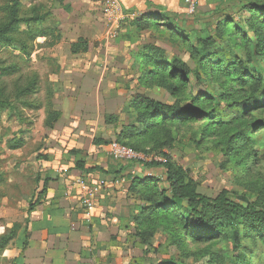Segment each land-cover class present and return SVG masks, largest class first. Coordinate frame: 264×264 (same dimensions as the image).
<instances>
[{
    "label": "rangeland",
    "instance_id": "1",
    "mask_svg": "<svg viewBox=\"0 0 264 264\" xmlns=\"http://www.w3.org/2000/svg\"><path fill=\"white\" fill-rule=\"evenodd\" d=\"M105 1L0 0V23L5 19L6 9L12 3L19 4V14L22 18H31L34 15L45 16L43 25L55 28L69 18L82 17L88 13L89 6L94 8L90 11L91 14L93 12L100 16ZM224 1L230 0H199L196 13L192 16L184 12L183 0H152L149 2L159 7L163 15H168L176 24L183 27L186 33H192L193 36L199 37L209 36L213 46L211 51L217 52L229 60L235 54H242V50L250 49V47L235 50L228 38H221L216 34L215 25L223 11L231 14V20L237 21L240 26H245L244 22L249 16L245 13L234 14V11L224 5L220 6L224 10L219 7L216 9L217 5ZM231 1L232 3L236 2ZM84 7L85 12H83ZM123 24L117 32V38L111 40L105 35L106 40L110 42L101 41L103 46L106 44L108 46L117 45L116 42L120 39L119 34L122 32ZM21 28L24 29L25 25L22 24ZM158 28L147 29L140 34L135 33L137 42L156 45L163 49L169 58L178 59L194 70L188 43L184 44L180 38L170 37L167 33H163L161 25ZM105 31H107V27ZM44 43L43 38H38L34 43L30 57L18 52L13 47L0 51V65L2 67L13 66L17 69L13 75L0 80L1 99H7L14 103L18 89H23L33 81L37 82L38 86L37 93L22 97V101L26 104L29 102L31 107L28 104L15 103L17 109L14 112H0V249H4L13 240L17 229L24 224V217L29 212L30 205L34 206L35 197L42 188V180L48 175L53 177L57 175L50 174L48 164L56 158V155L59 157L67 155L63 153L65 148H60L57 141L53 140L54 130L61 134V130L69 129L67 131H71V134L76 136L75 138L84 131L85 135L83 134V138L79 137V139L82 138L87 142L94 134V129L85 125L90 112L94 119L97 116L100 118L112 116L116 117L118 121L121 119V125L134 120V114L127 109L128 105L123 103L124 101L117 105L116 103L110 104L108 107L102 104L100 107H103L101 108L103 111L94 109L88 111L84 98L96 91L93 90V84L82 86L81 81H77L78 76H74L72 73L63 75L60 72L61 65L59 63H62L61 60L67 63V48H56V46L51 48L48 43ZM64 53L66 56L63 55ZM70 66L72 63L69 62L68 72L71 70ZM261 66L262 63L257 65L259 68ZM132 77L134 83L125 95H129L132 99L136 95H144L161 103H174L175 98L168 93L169 91L166 92L163 86H158L154 82L155 85L144 88L138 83V72H135ZM223 79H216L214 76L209 83L202 79L195 86L193 95L200 93L215 97L216 102H212L211 109L220 112L224 109V103L221 100L218 101L225 91ZM189 80L193 82L194 77L190 76ZM182 94L180 95L182 96ZM182 97L183 99L180 100L183 101V107L187 106V100L184 96ZM50 108L59 109L63 116V119L55 123L52 129L44 126V120ZM73 115L77 116L78 122L72 121ZM247 119L250 122L264 121V109L254 112ZM227 121L228 119H225V122ZM106 124L109 129L114 127L113 123ZM204 124L203 121H185L175 131L170 129V133H167L169 126L165 130H155L154 133L147 135L148 138H144L142 150L148 156H161V154L168 156L196 182L197 191L201 195L214 198L222 190H225L230 198L237 203L252 202L255 195L250 192V186L264 184V133L257 134L258 143L253 147L257 157L255 162L250 164L248 170L244 171L240 167L226 166V159L220 152L221 144L232 134L231 130L233 126L236 127V124H229L225 128L220 127L211 133L202 131ZM151 137L154 138L155 144H152ZM169 139L172 140L170 145L168 144ZM115 140L114 134L111 135L109 141ZM77 141H79L78 138ZM165 144L168 145L160 151L159 146ZM18 145L20 147L14 149ZM58 147L60 153L55 151ZM120 162H123L121 164H123L124 170L130 168L134 172L130 176L157 177L160 180L159 188H168L162 168L147 166L145 164L148 162L145 161ZM180 221L176 215L165 214L148 219L149 225L146 227V233L151 234V237L146 244L140 243L137 229L127 237L130 261L143 262L144 264H160L164 260H172L175 264H263L264 255L261 244L257 240L253 241L251 238L244 237L243 232H240L241 243L238 253L244 254L245 260H239L237 258L239 254L233 251L232 240H227L221 235L214 241L194 243L184 234L182 236L184 230ZM11 232L13 234L9 235L8 233ZM9 237H11L10 241ZM2 238H7L9 241L7 245L1 243Z\"/></svg>",
    "mask_w": 264,
    "mask_h": 264
},
{
    "label": "trees",
    "instance_id": "2",
    "mask_svg": "<svg viewBox=\"0 0 264 264\" xmlns=\"http://www.w3.org/2000/svg\"><path fill=\"white\" fill-rule=\"evenodd\" d=\"M233 1L236 2L224 1L218 4L216 9L219 7L224 10L221 8L224 5L234 11V14L245 13L249 16L244 22L245 26H240L237 21L231 20V14L223 11L215 25V32L221 38H228L235 50L247 47L250 49L242 50V54H235L229 60L211 51L213 46L209 36L199 37L186 33L183 27L176 24L168 15H163L159 7L152 3L146 2L148 6L145 12L123 22V27L128 24L138 34L147 29H159L161 25L163 33L180 38L184 44L188 43L194 70L178 59L169 58L165 51L156 45L140 46L134 54L138 83L145 88L155 85L156 82L158 86H163L166 92L169 91L175 101L173 104H165L144 95H136L127 106L134 114L133 123L122 129L116 136V142L136 152L146 153L142 150L144 138H148L147 135L154 133L155 130H165L167 126H169L167 133H170V129L175 131L185 121H203L205 124L202 131L211 133L220 127L236 124L231 130L232 134L221 144L220 152L226 159L225 164L247 171L250 164L255 162L257 155L253 147L258 143L257 134L264 133V121L250 122L247 117L264 109V1ZM18 5L12 3L7 7L5 19L0 23V51L13 47L30 57L38 38L45 39V43L49 45L60 40L56 28L43 25L45 16L34 15L31 18H22ZM22 24L25 25L24 29L21 28ZM70 51L73 55L85 53L87 42L79 39L71 45ZM260 63L262 66L259 68L257 65ZM16 71L13 66L0 65V80L13 75ZM190 76L194 77L193 82L189 80ZM214 76L216 79L224 78L225 91L218 99L224 103V109L220 112L211 109L212 102H216L215 97L200 93L193 95L195 86L202 79L209 83ZM191 84L193 85L190 86ZM37 91V82L33 81L23 89H18L17 96L15 95L16 102L11 103L7 99L0 98V112H14L17 109L15 103L28 104L31 107L29 102L26 104L22 101V97L32 96ZM181 93L188 102L187 106L183 107V101L180 100L183 99ZM60 117V112L50 108L44 126L52 129ZM225 119L230 122H225ZM150 139L152 144L156 143L153 137ZM171 141L169 139L168 144ZM93 144L108 145L110 142L94 140ZM167 145H158L160 151ZM19 147L18 145L14 149ZM161 156L165 159L164 163L149 162L145 165L162 168L168 188H159L160 180L157 177H135L128 189L135 200L141 203L133 217L140 243L146 244L151 237V234L146 233L148 219L163 214L176 215L180 218L184 230L182 236L184 234L194 243H207L223 235L225 239L232 240L233 251L238 253L241 243L240 232H243L244 237L257 240L261 244L264 255V184L250 186V192L255 198L245 204L233 201L225 190L210 198L198 193L196 182L181 166L168 156L162 154ZM46 183L47 180L44 181L41 192L37 194L34 206L30 205L29 211L39 204L41 196L45 193ZM8 240L2 238L1 243L7 245ZM238 254L239 260H245L244 254ZM135 263L131 261L129 264ZM160 264L175 263L172 260H164Z\"/></svg>",
    "mask_w": 264,
    "mask_h": 264
},
{
    "label": "crops",
    "instance_id": "3",
    "mask_svg": "<svg viewBox=\"0 0 264 264\" xmlns=\"http://www.w3.org/2000/svg\"><path fill=\"white\" fill-rule=\"evenodd\" d=\"M118 1L127 16L126 20H131L145 12L147 3L152 0ZM89 7L88 13L82 17L69 18L57 25L55 28L60 40L49 47L67 48V63L62 60V63H59L63 75L72 73L78 76L77 81H81L82 86L93 84V90L96 91L84 98L88 111L92 109L103 111L101 109L103 107H100L102 104L108 107L121 101L128 105L132 98L125 94L134 83L132 75L138 71L134 54L145 43L137 42L135 33H138L127 24L121 29L117 45L103 46L101 41L106 40V22L102 13L99 16L92 12V16L90 11L94 8ZM85 11L86 9L83 10ZM79 39L87 42V51L73 55L70 51L71 45ZM63 55L66 56L65 53ZM69 62L72 63L70 72L67 70ZM55 111L61 113L59 109ZM90 113L85 125L94 129V134L87 142L82 139L84 131L79 134L82 140L77 136L79 140L77 141L76 136L67 131L69 129L61 130V134L54 130L53 140L57 141L60 148H65L63 153L67 155L63 157L56 155L48 164L50 174L57 175L54 174V177L48 175L42 180V186L47 180L45 193L41 196L39 204L25 215V222L17 229L13 240L4 249H0V264L131 262L127 237L135 231L133 217L137 213V207L141 205L128 190L132 179L135 178L130 176L134 172L130 168L124 170L121 164L123 162L112 159L108 154L109 144L94 145L93 141L103 140L109 143L111 135L114 134L116 138L122 129L131 125L133 121L121 125V119L118 121L116 117L97 116L94 119ZM62 119L61 113L58 122ZM71 119L78 122L76 115ZM106 123H113L114 127L109 129ZM60 148H56L55 151L60 153L58 151ZM123 176L125 177L119 185L107 186L99 192L95 198L94 211L86 217L78 202L75 182L81 179L88 185H93L100 180L111 182ZM36 199L37 196L34 201Z\"/></svg>",
    "mask_w": 264,
    "mask_h": 264
},
{
    "label": "built area",
    "instance_id": "4",
    "mask_svg": "<svg viewBox=\"0 0 264 264\" xmlns=\"http://www.w3.org/2000/svg\"><path fill=\"white\" fill-rule=\"evenodd\" d=\"M184 12L192 16L196 13L199 0H183ZM102 13L107 25L106 37L108 39L117 38V32L121 24L127 19L123 13L121 4L118 0H106L102 6ZM108 147V154L115 161H129V162H157L164 163L165 159L162 156H148L144 153L136 152L131 148L119 144L116 141L110 142ZM122 179H113L111 182L100 180L93 185H88L84 180L78 179L75 182L77 190V198L81 208L85 211V216L88 217L95 209V198L99 192L107 186L119 185Z\"/></svg>",
    "mask_w": 264,
    "mask_h": 264
}]
</instances>
